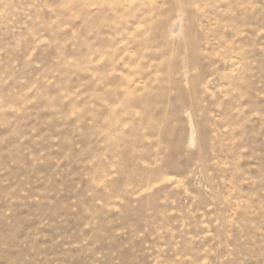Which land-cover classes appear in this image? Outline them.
Returning a JSON list of instances; mask_svg holds the SVG:
<instances>
[{
	"label": "rangeland",
	"instance_id": "obj_1",
	"mask_svg": "<svg viewBox=\"0 0 264 264\" xmlns=\"http://www.w3.org/2000/svg\"><path fill=\"white\" fill-rule=\"evenodd\" d=\"M0 264H264V0H0Z\"/></svg>",
	"mask_w": 264,
	"mask_h": 264
}]
</instances>
